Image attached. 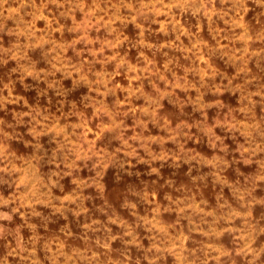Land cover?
I'll return each instance as SVG.
<instances>
[{
	"label": "rangeland",
	"instance_id": "obj_1",
	"mask_svg": "<svg viewBox=\"0 0 264 264\" xmlns=\"http://www.w3.org/2000/svg\"><path fill=\"white\" fill-rule=\"evenodd\" d=\"M0 264H264V0H0Z\"/></svg>",
	"mask_w": 264,
	"mask_h": 264
}]
</instances>
